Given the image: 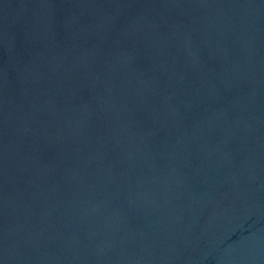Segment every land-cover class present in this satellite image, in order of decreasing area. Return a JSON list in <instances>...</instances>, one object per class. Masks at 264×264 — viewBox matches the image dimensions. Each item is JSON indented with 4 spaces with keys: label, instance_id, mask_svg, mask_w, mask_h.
<instances>
[{
    "label": "water",
    "instance_id": "obj_1",
    "mask_svg": "<svg viewBox=\"0 0 264 264\" xmlns=\"http://www.w3.org/2000/svg\"><path fill=\"white\" fill-rule=\"evenodd\" d=\"M0 264H264V0H0Z\"/></svg>",
    "mask_w": 264,
    "mask_h": 264
}]
</instances>
